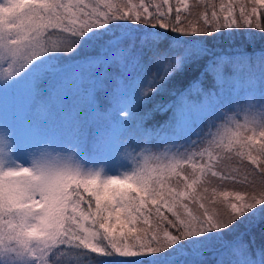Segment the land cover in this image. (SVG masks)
I'll use <instances>...</instances> for the list:
<instances>
[{"label": "snow or ice", "instance_id": "6c2138e0", "mask_svg": "<svg viewBox=\"0 0 264 264\" xmlns=\"http://www.w3.org/2000/svg\"><path fill=\"white\" fill-rule=\"evenodd\" d=\"M192 7L203 8L195 19ZM262 19L264 0H0V86L29 88L35 97L51 76L60 77L55 91H65L60 58L95 49L72 79L83 84L98 74L95 89L112 79L104 115L124 127L184 62L172 46L206 52L194 38L242 28L264 33ZM152 67L161 70L127 80L130 69ZM87 103L98 111L93 90ZM73 119L76 131L64 141L39 124L23 141L6 119L0 123V264H78L91 254V264L117 257L131 258L119 264H206L210 253L215 264H264V249L253 253L235 235L242 225L264 223V93L211 118L184 151H137L131 139L117 138L113 157L128 163L114 174L107 161L93 167L81 154ZM102 146L101 137L95 147ZM233 159L244 169L227 170Z\"/></svg>", "mask_w": 264, "mask_h": 264}, {"label": "trees", "instance_id": "16d2710c", "mask_svg": "<svg viewBox=\"0 0 264 264\" xmlns=\"http://www.w3.org/2000/svg\"><path fill=\"white\" fill-rule=\"evenodd\" d=\"M216 2L218 3L219 0H216ZM245 2H250V0H245ZM173 3H175V0H173ZM194 3L195 0H189L190 6L194 5ZM201 11H203L202 7H192L193 16L191 18L195 19L196 14ZM262 23H264V19H262ZM194 39L203 41V47H206L207 51H203L198 44L172 46L176 55L181 56L184 62L165 81L159 91L152 94L146 102L139 106L136 119L126 125L125 133L121 137L126 140L131 139L137 151L142 146H152L161 132L166 131L170 126L171 121H173L174 116L178 112L181 111L182 115L186 113L184 108H187L190 113H195L197 112L195 107L199 106V108H202L203 113V119L200 117V126H198V128L202 127L199 136L195 135L194 138L182 142L186 149L190 147L191 140H198L207 133L211 118L218 116L222 111L232 108L237 102L243 103L250 96L259 99L261 94L264 93V62L261 61V57L264 56V33H261L258 29L242 28L224 31L211 36H200ZM169 46L168 42H164L161 45L162 48ZM95 55H97V50L94 49L75 56L61 57L59 64L65 68L63 77L72 81L75 65L83 62V56ZM219 57H226V59L218 61L217 58ZM210 65L213 67H210ZM111 70L113 73L119 71L116 67ZM130 70L133 75L148 79L151 72H157L161 69L152 67L150 71L146 72ZM59 80L60 77L51 76L42 80L39 84V93L35 97H33L30 90L32 99L29 104V115L33 116L35 114L36 116H46L51 119V117H56L57 114H64L65 116L60 117V121L68 125L67 129H64V127L60 128L59 125L56 127L59 129L58 136H60V141L73 138V134L76 131V121H74L73 117L76 116L82 140L81 154L87 159L89 157L101 159L103 157L100 156L101 151L95 147L98 140L95 139L92 131L87 128L84 129L83 125L87 122V116L90 114L98 122L102 121L100 111L107 105L106 96L104 95L103 97L102 90L95 89L94 85L91 89L86 86L82 93L84 100L79 103V96L74 93V90H72L70 97L66 95V91L59 93L55 91ZM89 90L95 92L98 111L91 110L88 106L87 92ZM101 102H104V104L101 105ZM67 111H71L70 119L63 118L68 117L66 115ZM87 125L89 124L86 123L84 126ZM42 129L47 134H51L47 131L51 129L49 125L45 126V128L42 127ZM234 167L244 169L245 166L238 164L235 159L226 161L227 170ZM249 179H253V177H249ZM255 179L259 183V179ZM237 187H240V185H237ZM241 233L245 242H251L250 248L253 253L264 249V223H256L255 226L242 225L235 235H240ZM95 256L96 254H91V257H80L78 264H91V260ZM103 259L105 264H119L121 260L131 258ZM205 259L206 264H215L216 254L210 253Z\"/></svg>", "mask_w": 264, "mask_h": 264}, {"label": "rangeland", "instance_id": "374dc122", "mask_svg": "<svg viewBox=\"0 0 264 264\" xmlns=\"http://www.w3.org/2000/svg\"><path fill=\"white\" fill-rule=\"evenodd\" d=\"M76 71V69H75ZM111 71L112 75L118 74L116 71L115 73ZM131 73V70L129 71V74L127 75V80L129 82L133 81L137 76L133 75ZM98 78V74H94L93 76L87 78L84 80L83 84H78L77 82H74L68 80L67 87L65 89L66 95L70 97L72 90H74L75 94L79 96L78 102H83L84 97L82 96V93L86 86H89L90 89L93 86V80ZM113 87V80L108 79L105 81V89H101L102 95L106 96V107L100 111L102 121L98 122L95 120V118L90 114L87 116V119L84 123V125L87 123L89 125L84 126V129H89L92 131L93 135H95V139L99 140L101 137L103 138V146L100 148L101 155L103 156L101 159H93L92 157H89L87 160L90 162V166L93 167H99L101 163L104 161H107V164L105 165L106 171H109L110 173H115L117 171H124L123 167H120L121 164H127V161H124L123 159H115L113 157V153L111 151L110 145L113 144L117 138L122 139V134L124 135L126 127H120L114 124H110L109 121L105 118V112L109 110V102L106 92H110ZM71 89V91H70ZM69 90V91H68ZM31 92L29 88H12L9 87L7 91L3 89L2 86H0V123L5 121V119L8 121L9 124L15 127L18 136L23 141H28L32 138L34 134V127L36 124H39L40 128H45V126L49 125L51 127L49 131L51 134H48L49 137L56 139L57 141H60L59 129L56 128L57 125H59L60 128L64 127V129H67V124L65 125L64 122L60 121V117L65 116L58 115L56 117H46V116H36L35 114L33 116H30L28 113L29 110V104L31 100ZM103 100L102 98H100ZM123 102H127V98H122ZM104 102H101V105H103ZM230 106V105H229ZM234 105L232 106V108ZM229 108V109H232ZM195 109L197 112L190 113L187 108H184L186 110V113L182 115L181 111L174 116L173 121H171L170 126L166 129V131L161 132V134L155 139V142L152 146H142L141 148H148L154 153H162L165 151V149L171 147L173 151L179 149L180 151H184V144L182 142L184 140H189L190 138H194L197 133L200 134L201 128L200 126V120L202 118V108L199 106H196ZM228 109V110H229ZM69 110V109H68ZM183 110V109H182ZM183 112V111H182ZM188 112V114H187ZM231 114V112H229ZM66 115L68 117H63L65 119H70L71 111H67ZM201 117V119H200ZM193 120L195 121L193 123ZM197 123V124H196ZM216 123H220L219 120H217ZM47 124V125H45ZM48 128V127H47ZM197 128V129H196ZM43 130V129H42ZM206 130V129H205ZM138 136V135H137ZM141 137V135H140ZM66 139V138H65ZM126 140L125 138H123ZM182 139V140H181ZM178 140H181L180 142H177ZM177 142V143H174ZM134 146V144H133ZM94 162V163H92Z\"/></svg>", "mask_w": 264, "mask_h": 264}]
</instances>
